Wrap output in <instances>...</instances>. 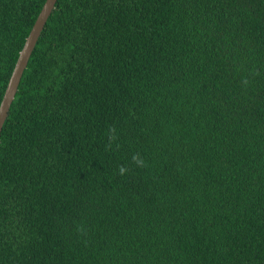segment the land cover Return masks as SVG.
I'll use <instances>...</instances> for the list:
<instances>
[{"label":"trees","instance_id":"1","mask_svg":"<svg viewBox=\"0 0 264 264\" xmlns=\"http://www.w3.org/2000/svg\"><path fill=\"white\" fill-rule=\"evenodd\" d=\"M46 1L0 0V106ZM0 264H264V0H58L0 137Z\"/></svg>","mask_w":264,"mask_h":264},{"label":"water","instance_id":"2","mask_svg":"<svg viewBox=\"0 0 264 264\" xmlns=\"http://www.w3.org/2000/svg\"><path fill=\"white\" fill-rule=\"evenodd\" d=\"M58 0H47L40 12L27 40L20 52L18 61L9 80L6 92L0 106V137L5 121L9 116L12 103L17 95L23 74L28 66L32 53L37 45L45 25L54 10Z\"/></svg>","mask_w":264,"mask_h":264},{"label":"clouds","instance_id":"3","mask_svg":"<svg viewBox=\"0 0 264 264\" xmlns=\"http://www.w3.org/2000/svg\"><path fill=\"white\" fill-rule=\"evenodd\" d=\"M121 171L123 172V171H124V169H121Z\"/></svg>","mask_w":264,"mask_h":264}]
</instances>
